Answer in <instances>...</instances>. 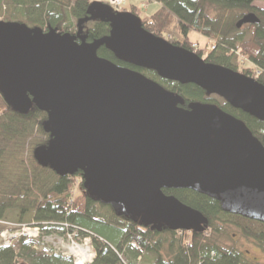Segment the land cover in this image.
Instances as JSON below:
<instances>
[{"label":"water","instance_id":"water-1","mask_svg":"<svg viewBox=\"0 0 264 264\" xmlns=\"http://www.w3.org/2000/svg\"><path fill=\"white\" fill-rule=\"evenodd\" d=\"M95 21L110 32L88 43L82 27ZM258 24L249 14L236 29ZM101 47L264 123V86L256 80L153 37L131 13L93 3L74 35L0 21V94L18 111L47 114L51 140L36 151L38 163L57 175L81 174L96 200L172 232L207 226L164 190L192 191L264 225V147L247 127L215 106L182 108L178 95L99 58Z\"/></svg>","mask_w":264,"mask_h":264},{"label":"trees","instance_id":"trees-1","mask_svg":"<svg viewBox=\"0 0 264 264\" xmlns=\"http://www.w3.org/2000/svg\"><path fill=\"white\" fill-rule=\"evenodd\" d=\"M157 1L161 3L157 11L139 19L144 31L195 54L206 64L229 69L264 86V9L255 5L264 0ZM89 6L88 0H0V20L74 35ZM209 10L214 17L209 16ZM129 13L139 18L136 8ZM249 14L255 15L259 24L249 25L244 31L245 26L236 29V24ZM82 30L88 43L110 32L108 24L97 21L85 24ZM191 35L204 38L210 44L208 51L196 49ZM97 56L178 95L184 109L191 104L219 108L241 121L264 147V123L232 109L222 99L193 85L163 80L153 71L117 59L105 47L98 50ZM255 70L260 74L255 75ZM47 127V114L34 106L27 112L18 111L0 94V222L13 212L18 222L29 221L27 226L39 228V241L65 232L76 242L89 239L94 251L90 264H259L235 250L220 247L210 236L220 234L221 224L229 225L264 253L263 224L224 213L218 202L188 190H164L163 194L198 212L206 221L203 233L172 232L163 225H148L142 217L119 214L87 193L81 174L57 175L38 163L36 151L45 149L51 140ZM36 133L46 143L32 147ZM26 149L32 151V160L27 161ZM76 181L81 193L74 196ZM15 240L19 254L32 264H73L71 259L34 251L33 246L41 241L26 237ZM17 252L13 244L0 247V264H16Z\"/></svg>","mask_w":264,"mask_h":264},{"label":"rangeland","instance_id":"rangeland-1","mask_svg":"<svg viewBox=\"0 0 264 264\" xmlns=\"http://www.w3.org/2000/svg\"><path fill=\"white\" fill-rule=\"evenodd\" d=\"M151 1H155V0H126L125 5L122 8L117 9L111 4L110 0H88L90 4L93 3L102 4L110 8V10L114 13L130 12L132 8H136L138 10L139 19L149 18L154 12L157 11L159 6L152 4ZM141 4H146L144 9H141ZM255 5L261 9H264L263 2H256ZM208 13L210 17H214L212 11L209 10ZM246 28L247 26H245L242 29V31H244ZM190 41L192 45L196 47V49H205V52L208 51L207 49H209L210 44L200 36L191 35ZM31 141H32V147H38L46 143V140L38 133L32 136ZM25 155L27 156L26 158L27 161L32 160V151L30 149L25 150ZM76 183H78L77 184L78 188L76 187L73 193L74 196L81 193L79 191V182L76 181L75 184ZM1 222L4 223V225L0 224V235L3 233L4 238H1L0 236V247L2 246L1 242H3V240L1 239H7V240L10 239L9 240L10 245L13 244L16 252L18 251L16 264H32L31 261H29L27 258L19 254V245L18 242L15 240L19 237L17 236V234L20 233L24 227H30V229L33 228L32 225L27 226L31 222L29 221L18 222L17 215H15V213L13 212L9 213L6 219ZM221 226L222 227L220 228V234L210 236V238L213 239V241H215L217 245H219L224 249L235 250L238 253L248 257L250 261L257 262L259 264H264V253L258 250L251 241L242 238V236L240 235L239 231L236 228H233L225 224L224 225L221 224ZM34 227L37 226L34 225ZM66 235H67L66 232L63 235L53 234L43 238V240H40L41 241L40 242L39 239L41 238L40 237L41 233H39L38 242H40L41 245L36 244L33 246V249L36 252H43L46 256L71 259L73 263H75L76 261L75 258L71 253H69V245L71 244V240H72L79 247L85 248L86 250H88V252H90L94 256V251L92 249L91 242L89 239H85L84 241L81 242H76L73 239V236L70 235L66 236Z\"/></svg>","mask_w":264,"mask_h":264},{"label":"built area","instance_id":"built-area-1","mask_svg":"<svg viewBox=\"0 0 264 264\" xmlns=\"http://www.w3.org/2000/svg\"><path fill=\"white\" fill-rule=\"evenodd\" d=\"M111 4L119 9V8H122L125 3H126V0H110ZM153 4L155 5H160L159 3H156V2H153ZM146 4L142 5L141 7L142 8H145ZM255 75H259L260 74V70H255ZM0 224L4 225V223H1ZM35 232V233H34ZM39 233H40V230L38 227H34L30 229V227H24L22 229V231L20 233L17 234V236L19 237H26L27 239L29 240H32V241H38V238H39ZM1 238H4V234L2 233L1 235ZM3 240L2 243V246L1 247H8L10 246V243H9V240L7 239H1ZM79 247L77 244H75L72 240H71V244L69 245V253H70V249H74V248H77ZM75 264V263H74Z\"/></svg>","mask_w":264,"mask_h":264},{"label":"bare ground","instance_id":"bare-ground-1","mask_svg":"<svg viewBox=\"0 0 264 264\" xmlns=\"http://www.w3.org/2000/svg\"><path fill=\"white\" fill-rule=\"evenodd\" d=\"M70 253L76 260L75 264H89L93 258V255L88 250L81 247L70 249Z\"/></svg>","mask_w":264,"mask_h":264}]
</instances>
